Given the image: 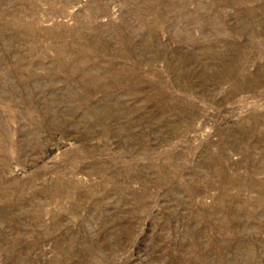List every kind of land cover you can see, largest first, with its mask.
I'll list each match as a JSON object with an SVG mask.
<instances>
[{
	"label": "rangeland",
	"instance_id": "374dc122",
	"mask_svg": "<svg viewBox=\"0 0 264 264\" xmlns=\"http://www.w3.org/2000/svg\"><path fill=\"white\" fill-rule=\"evenodd\" d=\"M0 264H264V0H0Z\"/></svg>",
	"mask_w": 264,
	"mask_h": 264
}]
</instances>
